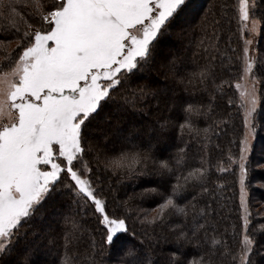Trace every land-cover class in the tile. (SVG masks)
<instances>
[{"label":"snow or ice","instance_id":"1","mask_svg":"<svg viewBox=\"0 0 264 264\" xmlns=\"http://www.w3.org/2000/svg\"><path fill=\"white\" fill-rule=\"evenodd\" d=\"M219 7L241 42L234 59L221 53L229 61L221 70L239 72L236 152L214 166L236 175L235 209L226 182L213 179L209 150L231 114L200 128L213 103L191 98L215 79L220 19L196 21L194 0H0V264H38L41 250L55 264H256L264 222L250 209V164L258 154L264 169V55L254 47L264 14L255 0ZM197 30L209 59L185 75L169 44ZM9 36L17 41L10 52ZM177 127L203 153L185 171L188 141L164 154ZM104 175L155 177L139 194L159 199L154 214L134 211L133 197L110 210Z\"/></svg>","mask_w":264,"mask_h":264},{"label":"trees","instance_id":"2","mask_svg":"<svg viewBox=\"0 0 264 264\" xmlns=\"http://www.w3.org/2000/svg\"><path fill=\"white\" fill-rule=\"evenodd\" d=\"M256 2V14L257 16L264 14V0H255ZM195 9L198 12L202 10L201 16L205 13L209 15V19L212 16H215L216 19L221 20V25L223 31L220 33V39L218 43L219 52L214 53L217 56V59L213 62L216 65V74L215 79H209L207 82V86H199L196 91L192 92L191 98L193 100L202 101L207 104L209 101L213 103L214 114L210 119H201L198 122V127L204 128L207 127L208 124L212 123L214 119H219L220 116H224L227 118L228 114H231V121L228 126L227 134H221L217 137L215 134L212 136V144L209 146V150L211 152V164L213 165V179L215 180L217 177L221 178L224 182H226L227 187L224 191V195L231 197L232 199L229 202V206L235 209L236 204H238V185L236 183V175L234 173H218L215 171L216 163L226 157L227 152L231 149L232 152H236V148L234 145L229 144V140L233 139L234 136L239 132L241 128V110L238 113V96L233 88V82L237 79L239 72L236 67L233 68L232 71H224L221 70L225 68L229 61L224 60L221 56V53L226 54L229 57H235V55L239 52L241 42L236 34V25L233 21L231 25H229L226 19L222 18V13L220 11V3L221 0H194ZM201 11H199L200 13ZM264 32L259 35L258 42L262 41ZM201 34L199 30L194 32L190 36V41L187 40L188 45L184 48L183 51H180L178 55L182 56L186 67L183 69V74L189 75L191 73H195L199 71L201 65H204L208 62V54L204 53L202 49H198L196 43L200 38ZM229 36L232 37L231 44L229 45ZM3 35H0V39H3ZM12 40L14 43V47L17 43L15 39L12 37H7ZM172 40V39H171ZM179 43H182L180 41ZM261 43V42H260ZM258 46L259 53L264 54V48H262L259 43ZM13 47V48H14ZM231 48H236L237 53H233ZM9 52L10 50L8 48ZM4 53L0 52V60L3 59ZM257 75L259 72L257 71ZM222 81H228V83H222ZM183 86H179L182 88ZM259 88L264 89V81L259 84ZM184 96H188L187 93H182ZM231 99L233 101L232 105L228 104V100ZM261 104H264V97L261 98ZM143 121H139L138 125L143 124ZM223 127V125H221ZM235 128V132L233 131ZM259 140L260 142H264V134L259 132ZM184 141H188L191 147L188 149V156L185 161V166L180 169V171H185L188 167H196L200 163V155L203 153H197L196 148L198 147L195 140H190L187 135L181 138V134L179 132L178 127L171 133L170 144L165 149V155H175L176 150L179 147H183ZM219 144V148L216 145ZM119 149V145H117ZM256 165V160L254 157L251 158L250 164V174L252 176V184L250 187V208L253 214V217L258 222H264V219H259L258 214L259 211L256 209L258 207L257 194H255V189L253 188V183L258 181L259 177L256 175V170L253 168ZM264 173V170H262ZM177 174H180L179 171ZM264 176V174H263ZM105 185V195H107L109 200V209L111 210L116 203L120 201L126 200L129 197H133L132 207L134 211L145 210L149 214H154V209H156L157 204L160 202L158 198H144L141 199L140 193L147 187L150 186L149 181H155V177L151 176H139V175H128V176H111L104 175L102 177ZM174 182V181H173ZM108 185H111V190L108 189ZM261 203L264 205V196L261 197ZM45 215H47L45 213ZM87 219V218H86ZM178 222V221H177ZM229 222H235V212H233L232 217ZM130 223H132L130 221ZM38 226L43 228L45 225L41 224L39 220L37 221ZM88 227L92 226L91 221L86 225ZM133 229L137 232L138 237L142 231V226L139 221H136L132 224ZM165 231H167V226H165ZM150 231V229H149ZM159 231V229H157ZM97 239H99V235L97 234ZM264 242V241H262ZM170 247V246H166ZM41 249H43V244L41 245ZM256 264H264V249L260 250V253L255 257ZM36 260L38 264H55L57 260V256L49 253L45 254L43 250L38 251L36 254Z\"/></svg>","mask_w":264,"mask_h":264},{"label":"rangeland","instance_id":"3","mask_svg":"<svg viewBox=\"0 0 264 264\" xmlns=\"http://www.w3.org/2000/svg\"><path fill=\"white\" fill-rule=\"evenodd\" d=\"M199 11H201L200 13H199ZM197 12V11H196ZM198 15L196 16V21H198L199 20V17H201V13H202V10H199L198 9ZM258 39H259V35L258 36H256L255 37V44H254V47L256 48V45H258V43H259V45L262 47V48H264V35H263V39H262V41H260V42H258ZM180 41H177L176 39H175V37H172V40L170 41V44H169V47H170V49L172 50V52L173 53H175V54H179V52L180 51H183L184 50V48L188 45V42H187V40H185V41H182V43H179ZM14 47V43H11L9 46H8V48L11 50L12 48ZM257 51H258V53H259V49H258V46H257ZM260 54V53H259ZM261 55H264V54H262L261 53ZM239 80V75H238V77H237V79L234 81V82H236V81H238ZM233 82V88L235 89V83ZM249 87H250V82H249ZM257 87L259 88V85H257ZM235 91H236V93H237V96H238V105H239V102H240V100H239V92L235 89ZM242 109H241V114H242ZM261 133H263L264 134V130H262L261 131ZM254 158H255V160H256V165L253 167L255 170H256V175L259 177L258 179V181H256V182H254L253 183V188L256 190L255 191V194H257V198H259L258 200H257V202H258V207H256V209L259 211V214H258V216L257 217H259V219L261 218H264V205L261 203V197L262 196H264V188H261L260 187V184H261V177L263 176V172H262V170H264V169H261V168H259V167H257V162L258 161H260V157H259V155L258 154H256V155H254L253 156ZM251 209V208H250Z\"/></svg>","mask_w":264,"mask_h":264}]
</instances>
